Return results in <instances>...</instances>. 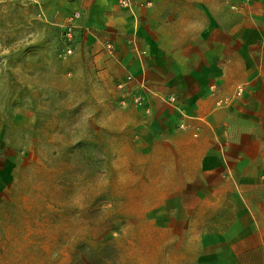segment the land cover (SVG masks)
<instances>
[{"label":"crops","instance_id":"0c3cea01","mask_svg":"<svg viewBox=\"0 0 264 264\" xmlns=\"http://www.w3.org/2000/svg\"><path fill=\"white\" fill-rule=\"evenodd\" d=\"M52 6L62 37L81 13L73 49L108 90L126 174L152 194L145 213L169 253L179 264H264V0ZM11 168H0V192Z\"/></svg>","mask_w":264,"mask_h":264},{"label":"rangeland","instance_id":"374dc122","mask_svg":"<svg viewBox=\"0 0 264 264\" xmlns=\"http://www.w3.org/2000/svg\"><path fill=\"white\" fill-rule=\"evenodd\" d=\"M45 2L0 0V264H179L126 174L108 90Z\"/></svg>","mask_w":264,"mask_h":264},{"label":"built area","instance_id":"2783aa9c","mask_svg":"<svg viewBox=\"0 0 264 264\" xmlns=\"http://www.w3.org/2000/svg\"><path fill=\"white\" fill-rule=\"evenodd\" d=\"M120 4L123 7H130L131 0H120ZM81 13L79 11L74 12L71 16L68 18L67 24L64 26V33H63V39L66 44L65 48V55L68 56L73 53V46L75 42V28L77 27V21L80 19ZM131 77H128L127 80H130ZM119 88H124V85H119ZM140 102V99L138 98V101Z\"/></svg>","mask_w":264,"mask_h":264}]
</instances>
